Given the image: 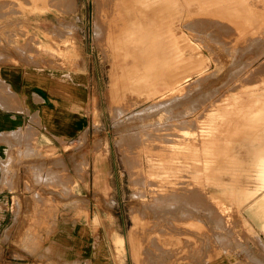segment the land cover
Wrapping results in <instances>:
<instances>
[{
  "label": "rangeland",
  "instance_id": "obj_1",
  "mask_svg": "<svg viewBox=\"0 0 264 264\" xmlns=\"http://www.w3.org/2000/svg\"><path fill=\"white\" fill-rule=\"evenodd\" d=\"M142 1L107 0L103 18L98 0H0L16 27L32 29L10 33L9 44L16 48L24 37L31 46L19 52L79 60L94 77L88 128L62 149H32L25 164L16 158L32 170L31 188L40 186L29 208L15 210L22 222L9 249L0 245V264H64L49 256L45 240L60 216L77 209L121 219L128 264H207L212 257L204 253L216 248L223 260L248 257V205L256 194L264 199V167L255 166L264 156L255 161L247 153L253 123L264 120V95H255L264 91V0ZM143 12L158 23L153 53L148 27L137 26ZM99 18L106 27L97 35ZM46 27H55L53 35L37 31ZM158 51L169 56L165 62ZM100 161L106 190L93 182ZM262 251L249 259L264 264Z\"/></svg>",
  "mask_w": 264,
  "mask_h": 264
},
{
  "label": "crops",
  "instance_id": "obj_2",
  "mask_svg": "<svg viewBox=\"0 0 264 264\" xmlns=\"http://www.w3.org/2000/svg\"><path fill=\"white\" fill-rule=\"evenodd\" d=\"M8 13V5L0 4V245L7 249L16 236L15 224L22 222L15 210L29 208L31 193L40 186L31 188L32 170L17 166L16 158L25 164L32 149L34 152L46 147L62 149L65 143L77 139L89 126V110L85 106L94 87V77L88 69L80 70L79 60L63 61L50 54L43 60L21 53L18 49L31 46L24 37L16 40V48L9 44L10 33L32 29L16 27ZM50 17L55 20L53 13ZM54 28L37 31L53 35ZM255 95H264V91ZM252 127V133L248 134V145L252 146L247 153L250 159L257 160L264 156V120L255 121ZM97 165L93 182L106 190L105 166L101 161ZM69 175L78 177L73 170ZM76 185L79 186L78 180ZM89 190H93L89 184L87 188L82 184V191ZM256 196L250 200L253 204L248 205L246 216L253 230L248 233V257L237 253L223 260L216 248L204 253L212 257L210 264H255L249 255L258 256L264 250V199L255 200ZM78 212L79 209L77 215L73 211L58 218L45 240L49 256L64 264H128L121 219L117 216L109 219L91 211L87 215ZM260 215L262 219L258 218Z\"/></svg>",
  "mask_w": 264,
  "mask_h": 264
},
{
  "label": "bare ground",
  "instance_id": "obj_3",
  "mask_svg": "<svg viewBox=\"0 0 264 264\" xmlns=\"http://www.w3.org/2000/svg\"><path fill=\"white\" fill-rule=\"evenodd\" d=\"M51 1H52V0H51ZM60 1H61V0H60ZM71 1H72V0H71ZM103 1H104V0H98L99 16H101V15L103 14V13H102V10H103V7H105V4H104V3H105L107 0H106L104 3H103ZM109 1H110V0H109ZM126 1H127V0H126ZM210 1H211V0H210ZM29 2H30V1H29ZM56 2H57V1H56ZM113 2H114V0H113ZM113 2H111V6H112V3H113ZM123 2H124V0H123ZM150 2H151L150 0H143V1L141 2V4H142L143 6H147V5L150 4ZM212 2H213V1H212ZM212 2H211V3H212ZM66 3H67V2H66ZM70 3H71V2H70ZM108 3H109V2H108ZM121 3H122V1H121ZM125 3H126V2H125ZM215 3H216V2H215ZM217 3H218V2H217ZM217 3H216V4H217ZM220 3H221V2H220ZM72 4H73V3H72ZM103 4H104V6H103ZM231 4H232V3H231ZM2 5H3V4H2ZM61 5H63V4H61ZM107 5H108V4H107ZM109 5H110V4H109ZM210 5H211V4H210ZM227 5H228V4H227ZM227 5H225V6L228 7ZM72 6H73V5H72ZM221 6H222V5H221ZM225 6H224V7H225ZM258 6H259V5H258ZM3 7H4V6H3ZM70 7H71V5H70ZM222 7H223V6H222ZM232 7H234V5H233ZM67 8H69V7H67ZM71 8H72V7H71ZM106 8H110V7H106ZM115 8H116V7H115ZM115 8L113 7V9H115ZM234 8H235V7H234ZM62 9H63V6H62ZM65 9H66V7H65ZM66 10H67V9H66ZM69 10H70V8H69ZM110 10H111V9H110ZM141 10H143V7H140V8H139V13H140ZM226 10H227V8H225V11H226ZM111 11H112V10H111ZM213 11H214V10H213ZM106 12H107V9H106ZM113 12H114V11H113ZM113 12H112V13H113ZM115 12H116V11H115ZM233 12H234V11H233ZM108 13H111V12L109 11ZM104 15H106V14H104ZM108 15H109V14H108ZM114 15H117V14H114ZM114 15H113V16H114ZM141 15H142L143 17H142L141 19H138V20H137V26H138V27H148V31L145 32L144 40H146V42H147V45H148V48H149L150 53H153V52L156 50V48H158V47H157L158 45H153V39L156 37V34H155V37H153V31H152L153 29H152V27H157V26H158V25H157L158 23L156 24V18H155V16H154L153 14H146V13L143 12V13H141ZM102 16H103V15H102ZM240 16H241V15H240ZM104 17H105V16H103V18H104ZM110 17H112V16H110ZM115 17H116V16H114V17H112V18H115ZM195 17H196V16H195ZM101 18H102V17H101ZM103 18H102V19H103ZM106 18H107V16H106ZM106 18H105V19H106ZM201 18H202V17H201ZM105 19H104V20H105ZM109 19H110V18H109ZM118 19H119V18H118ZM110 20H111V19H110ZM116 20H117V19H116ZM158 20H160V19H158ZM193 20H194V18H193ZM197 20H199V19H197ZM101 21H102V20H101ZM101 21H100V18H99L98 24H97V26H96L97 28L94 29V30H95L94 33L97 34V35H98V32L100 31V29L106 27V25H105L104 27L101 26ZM105 21H106V20H105ZM107 21H108V18H107ZM225 21H228V20H225ZM119 22H120V21H119ZM199 22H200V21H199ZM199 22H198V23H199ZM110 23H113V22L110 21ZM110 23H107V24H110ZM162 23H163V22H162ZM194 23H195V22H194ZM119 24H120V23H119ZM159 24L161 25V22H160ZM221 24H222V23H221ZM228 24H229V23H228ZM233 24H234V23H233ZM103 25H104V24H103ZM110 25H111V24H110ZM114 25H115V24H114ZM114 25L112 24L111 27L114 26ZM121 25H123V24H121ZM208 25H209V23H208ZM124 26H125V25H124ZM233 26H234V25H233ZM233 26H232V27H233ZM92 27H93V26H92ZM94 27H95V26H94ZM101 27H102V28H101ZM111 27H110V28H111ZM164 27H165V26H164ZM108 28H109V27H108ZM112 28H113V27H112ZM125 28H126V27H125ZM160 28H162V27H160ZM229 29H230V28H229ZM235 29H236V28H235ZM104 30H105V28H104ZM108 30H109V29H107V31H108ZM111 30H112V29H111ZM113 30H114V29H113ZM113 30H112V31H113ZM123 30H124V29H123ZM125 30H126V29H125ZM145 30H146V29H145ZM109 31H110V30H109ZM114 31H115V30H114ZM165 31H166V30H165ZM116 32H117V31H116ZM120 32H121V30H120ZM163 32H164V31H163ZM228 32H229V31H228ZM103 33H104V32H103ZM105 33H106V31H105ZM107 33L109 34V32H107ZM164 33H165V32H164ZM215 33H216V32H215ZM236 33H237V32H236ZM113 34H114V33L112 32V35H113ZM117 34H118V33H117ZM104 35H106V34H104ZM110 35H111V34H110ZM114 35H115V34H114ZM220 35H221V34H220ZM106 36H108V35H106ZM110 37H111V36H110ZM157 38H159V37H157ZM215 39H216V38H215ZM222 39H223V38H222ZM170 40H171V39H170ZM163 42H164V41H163ZM171 42H172V41H171ZM239 42H240V41H239ZM105 43H106V42H105ZM158 43H159V42H158ZM160 44H161V43H160ZM163 45H164V44H162V47H163ZM109 46H111V45L109 44ZM109 46H108V47H109ZM164 46H165V45H164ZM177 46H178V45H177ZM111 49H112V48H111ZM111 49H110V50H111ZM159 49H160V48H159ZM179 49H180V48H179ZM166 50H167V49H165V51H163L162 53L165 54V53H166ZM168 50H169V49H168ZM160 51H162V50H160ZM160 51H158V52H159L160 54H162ZM225 51H226V50H225ZM144 52H145V51H144ZM262 52H264V51H262ZM262 52H261V53H262ZM214 53H215V52H214ZM229 53H230V52H229ZM160 54H159V55H160ZM164 54H162V55H164ZM166 54L169 55L170 53H166ZM166 54H165V55H166ZM171 54H172V53H171ZM171 54H170V55H171ZM173 54H175V53H173ZM153 55H154V54H153ZM157 55H158V54H157ZM162 55H161V56H162ZM165 55L162 56V57H163V58H164V57H169L168 55H167V56H165ZM231 55H232V54H231ZM231 55H230V56H231ZM173 56H174V55H173ZM185 56H186V55H185ZM150 57H151V56H150ZM154 57H155V55H154ZM174 57H175V56H174ZM262 57H264V56H262ZM24 58H25V57H24ZM152 58H153V57H152ZM163 58L161 59V61L163 60ZM158 59H160V57H159ZM164 59H165V60H164L163 62L166 61V58H164ZM175 59H176V58H175ZM184 59H185V58H184ZM5 60H6V59H5ZM153 60H154V58H153ZM153 60H152V63H153ZM155 60H157L156 57H155ZM262 60H264V58H262ZM1 61H2V60H1ZM161 61H160V63H162ZM181 61H182V60H181ZM193 61H194V60H193ZM149 62H151V61H149ZM154 62H155V61H154ZM34 63H36V62L34 61ZM155 63H157V66H158L157 68H159L160 66L158 65V62L156 61ZM155 63H154V64H155ZM168 64H169V62H168ZM172 64H173V63H172ZM151 65H152V64H151ZM179 65H180V64H179ZM256 65H257V64H256ZM147 66H148V65H147ZM164 66H166V65H164ZM167 66H168V65H167ZM258 66H259V65H258ZM261 66H264V64H262ZM152 67H154V66H152ZM173 67H174V66H173ZM166 68H167V67H166ZM159 69H160V68H159ZM243 69H244V68H243ZM243 69H242V70H243ZM261 69H262V67H261ZM259 70H260V69H259ZM259 70H258V72H259ZM204 74H205V73H204ZM242 75H243V74H242ZM137 76H138V75H137ZM169 76H170V75H169ZM172 76H173V75H172ZM257 76H258V75H257ZM231 78H232V77H231ZM229 79H230V78H229ZM229 81H230V80H229ZM195 82H196V81H195ZM192 83H193V82H192ZM232 83H233V82H232ZM183 85H184V84H183ZM187 85H188V84H187ZM124 86H125V85H124ZM122 87H123V86H122ZM130 89H131V88H130ZM12 91H13V90H12ZM4 92H5V91H4ZM11 93H12V92H11ZM2 94H3V93H2ZM8 95H9V93H8ZM12 95H13V94H12ZM211 96H212V94H211ZM173 97H174V96H173ZM5 98H6V97H5ZM15 99H16V98H15ZM167 101H168V100H167ZM172 101H173V100H172ZM200 101H201V100H200ZM153 102H154V101H153ZM196 102H197V101H196ZM203 102H204V101H203ZM133 103H134V102H133ZM154 103H156V102H154ZM156 104H157V103H156ZM156 104H155V105H156ZM3 105H5V104L3 103ZM7 105H8V104H7ZM7 105H6V106H7ZM11 107H13V106H11ZM153 107H155V106H153ZM159 107H160V106H159ZM188 107H189V106H188ZM149 108H150V110H151V107H150V106H149ZM168 108H170V107H168ZM190 108H191V107H190ZM161 109H162V108H161ZM192 109H194V108H192ZM192 109H191V110H192ZM144 110H145V109H144ZM170 110H171V109H170ZM172 110H173V109H172ZM119 111H120V110H119ZM167 111H168V109H167ZM167 111H166V112H167ZM120 112H121V111H120ZM127 112H128V111H127ZM144 112H145V111H144ZM169 112H170V111H169ZM171 112H172V111H171ZM177 112H178V111H177ZM117 113H118V112H117ZM141 113H142V112H141ZM149 113H150V112H149ZM175 113H176V112H175ZM182 113H183V112H182ZM156 114H157V113H156ZM168 114H169V113H168ZM178 114H179V113H178ZM180 114H181V112H180ZM130 115H132V114H130ZM172 115H174V114H172ZM177 116H178V115H177ZM199 116H200V115H199ZM124 117H125V116H124ZM155 117H156V116H155ZM170 117H171V116H170ZM172 117H173V116H172ZM175 117H176V115H175ZM121 118H122V116H121ZM165 118H166V117H165ZM123 119H124V118H123ZM144 119H145V118H144ZM150 119H151V118H150ZM183 119H184V118H183ZM127 120H128V119H127ZM152 120H153V119H152ZM155 120H156V119H155ZM141 121H142V120H141ZM153 121H154V120H153ZM153 121H152V122H153ZM165 121H166V120H165ZM118 122H119V121H118ZM144 123H145V122H144ZM146 123H148V122H146ZM143 125H144V124H143ZM126 132H127V131H126ZM146 133H147V132H146ZM147 134H148V133H147ZM147 134H146V135H147ZM129 138H130V137H129ZM131 139H132V138H131ZM129 140H130V139H129ZM130 144H131V143H130ZM135 144H136V142H135ZM154 146H155V145H154ZM95 147H96V146H95ZM137 147H138V146H137ZM133 150H134V148H133ZM255 161H256V160H255ZM258 161H259V160H258ZM258 161L255 162V166H256V168H258L257 166H259V165L262 166V167H264V161H262V160L259 161V162H258ZM247 162H248V161H247ZM247 162H246V163H247ZM248 164H249V163H247V167H248ZM258 164H259V165H258ZM255 166H254V167H255ZM260 166H259V168H260ZM262 167H261L260 169H262ZM247 169H248V168H247ZM249 170H250V169H249ZM254 170H255V169H254ZM244 172H245V171H244ZM256 173H257V172H256ZM262 173H264V172H262ZM51 175H52V174H51ZM253 176H254V175H253ZM53 177H54V176H53ZM184 179H185V178H184ZM244 179H246L245 176H244ZM247 179H249V177H248ZM136 180H137V179H136ZM250 180H252V179H250ZM250 180H247V181H250ZM259 180H260V179H259ZM136 182H137V181H136ZM150 182H151V181H150ZM150 182H149V183H150ZM157 182H158V181H157ZM183 182H184V181H183ZM253 182H254V181H253ZM257 182H258V181H257ZM257 182H256V183H257ZM262 182H264V181H262ZM262 182H261V183H262ZM152 183H153V182H152ZM245 183H246V182H245ZM247 183H248V182H247ZM254 183H255V182H254ZM254 183H253V184H254ZM259 183H260V181H259ZM261 183H260V185H261ZM183 184H184V183H183ZM262 184H264V183H262ZM152 185H153V184H152ZM254 185H256V187H257V184H254ZM247 186H248V185H247ZM247 186H246V187H247ZM250 186H251V185H250ZM250 186H249V188H252V187H250ZM262 187H264V186H262ZM151 188H152V187H151ZM180 188H181V187H180ZM253 188H255V187H253ZM253 188H252V189H253ZM256 189H257V188H256ZM247 190H248V189H247ZM66 191H67V190H66ZM242 191L244 192L243 195L245 196V194L247 193L246 189H244V190H242ZM248 191H249V190H248ZM250 191H252V190L250 189ZM232 193H233V191H232ZM240 193H241V192H240ZM140 194H141V193H140ZM169 194H170V193H169ZM248 194H249V193H248ZM195 195H196V194H195ZM201 195H202V194H201ZM260 195H261V194H260ZM193 196H194V195H193ZM247 196H248V195H247ZM251 196H252V195H251ZM181 197H182V196H181ZM191 197H192V196H191ZM189 198H190V197H189ZM199 198H200V197H199ZM244 198H245V197H244ZM195 199H196V198H195ZM247 199H248V198H247ZM159 200H160V199H159ZM153 201H154V200H153ZM179 201H180V200H179ZM185 201H186V200H185ZM246 201H247V200H246ZM138 202H139V201H138ZM160 202H161V201H160ZM182 202H183V201H182ZM201 202H202V201H201ZM208 202H209V201H208ZM187 203H188V202H187ZM196 203H197V202H196ZM155 204H156V203H155ZM155 204H154V205H155ZM162 204H163V203H162ZM167 204H168V203H167ZM180 204H181V203H180ZM191 204H192V203H191ZM199 204H200V203H199ZM196 205H197V204H196ZM151 206H152V205H151ZM211 206H212V205H211ZM152 207H153V206H152ZM193 207H194V206H193ZM154 208H155V207H154ZM174 208H175V207H174ZM191 208H192V207H191ZM178 210H179V209H178ZM183 212H184V211H183ZM146 213H147V212H146ZM164 214H166V213H164ZM186 215H187V214H186ZM172 216H173V215H172ZM181 216H182V215H181ZM184 216H185V215H184ZM182 217H183V216H182ZM150 218H151V217H150ZM180 218H181V217H180ZM183 218H184V217H183ZM243 218H244V217H243ZM174 219H175V217H174ZM191 221H193V220H191ZM246 221H247V220H246ZM147 222H148V221H147ZM156 222H157V220H156ZM170 224H171V223H170ZM223 224H224V223H223ZM220 225H221V224H220ZM149 226H150V225H149ZM174 228H175V227H174ZM205 228H207V227L205 226ZM153 229H154V228H153ZM221 229H222V228H221ZM134 231H135V230H134ZM136 234H137V233H136ZM164 234H165V233H164ZM183 234H184V233H183ZM210 236H211V235H210ZM210 236H209V237H210ZM228 236H229V235H228ZM154 237H155V236H154ZM154 237H153V238H154ZM205 237H206V236H205ZM155 238H156V237H155ZM203 239H204V238H203ZM152 240H153V239H152ZM227 240H228V239H227ZM235 241H236V240H235ZM156 242H157V241H156ZM153 244H154V243H153ZM153 244H152V245H153ZM154 246H155V245H154ZM192 246H193V245H192ZM208 246H209V245H208ZM158 247H159V245H158ZM164 252H165V250H164ZM169 252H170V251H169ZM225 252H226V251H225ZM146 253H147V252H146ZM149 254H150V253H149ZM141 262H142V261H141ZM193 263H194V262H193Z\"/></svg>",
  "mask_w": 264,
  "mask_h": 264
}]
</instances>
